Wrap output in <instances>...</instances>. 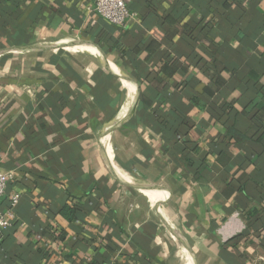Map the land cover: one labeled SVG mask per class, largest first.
<instances>
[{"label":"crops","instance_id":"1","mask_svg":"<svg viewBox=\"0 0 264 264\" xmlns=\"http://www.w3.org/2000/svg\"><path fill=\"white\" fill-rule=\"evenodd\" d=\"M124 1L0 0V264H264V0Z\"/></svg>","mask_w":264,"mask_h":264},{"label":"built area","instance_id":"2","mask_svg":"<svg viewBox=\"0 0 264 264\" xmlns=\"http://www.w3.org/2000/svg\"><path fill=\"white\" fill-rule=\"evenodd\" d=\"M94 11L110 24L117 27H124L126 22L133 17L130 14L124 0H94ZM13 175L0 169V199L5 195L8 183ZM19 196L11 198L10 206L13 208L18 202ZM12 217L11 210L2 212L0 210V230L8 225V218Z\"/></svg>","mask_w":264,"mask_h":264},{"label":"trees","instance_id":"3","mask_svg":"<svg viewBox=\"0 0 264 264\" xmlns=\"http://www.w3.org/2000/svg\"><path fill=\"white\" fill-rule=\"evenodd\" d=\"M61 216L64 219H67L68 221H73L76 217V211L75 210H71L68 207H65L62 211H61Z\"/></svg>","mask_w":264,"mask_h":264},{"label":"water","instance_id":"4","mask_svg":"<svg viewBox=\"0 0 264 264\" xmlns=\"http://www.w3.org/2000/svg\"><path fill=\"white\" fill-rule=\"evenodd\" d=\"M38 49V48H37Z\"/></svg>","mask_w":264,"mask_h":264}]
</instances>
